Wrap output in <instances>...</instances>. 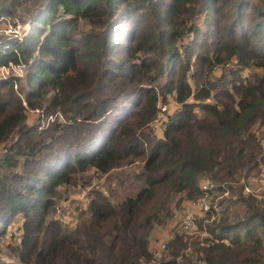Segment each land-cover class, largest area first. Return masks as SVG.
Wrapping results in <instances>:
<instances>
[{
  "label": "trees",
  "instance_id": "obj_1",
  "mask_svg": "<svg viewBox=\"0 0 264 264\" xmlns=\"http://www.w3.org/2000/svg\"><path fill=\"white\" fill-rule=\"evenodd\" d=\"M5 16L34 32L0 36V67L27 69L0 79V242L23 220L0 264H264V200L238 181L264 163V0H0ZM168 96L181 109L159 139L151 125ZM36 110L56 121L30 127ZM91 171H121L118 191L93 190L70 229L55 200ZM201 179L211 197L233 190L243 216L212 205L205 236L174 233L156 261L155 230L178 195L204 196Z\"/></svg>",
  "mask_w": 264,
  "mask_h": 264
},
{
  "label": "rangeland",
  "instance_id": "obj_2",
  "mask_svg": "<svg viewBox=\"0 0 264 264\" xmlns=\"http://www.w3.org/2000/svg\"><path fill=\"white\" fill-rule=\"evenodd\" d=\"M15 23V25H14ZM29 25V24H28ZM28 25H23L21 22L16 18L13 20L11 17L5 16L0 19V36L6 37V41L9 40V38H17L19 40H23L26 38L30 33L34 32L33 27ZM13 33V34H12ZM15 66V65H14ZM9 67V68H6ZM0 67V79L7 80L11 78H15L14 76L20 75L19 78L22 80L26 76L27 69L26 66L20 68H13V65L9 64L8 66ZM255 69H250L245 72H243L242 77L246 79L248 76H250ZM260 71V70H255ZM194 72V66L192 70L190 71L188 77L193 75ZM223 73L222 69H219L215 72L216 77H221ZM16 90H18V86L15 87ZM193 103V101H192ZM160 112L159 117L157 121H155L151 125V131L157 138H164L165 133V127L166 123L169 120L170 116L175 115L176 111H179L181 109V106L175 101V99L172 96H168L167 102H160L159 104ZM199 111V110H196ZM200 113V111H199ZM201 115V113H200ZM28 117V125L30 127H36V125H39V130L43 127H47L50 124H53L54 121H56V115L47 117L43 110H36L34 111H28L27 113ZM65 120L61 116V122H64ZM66 123V122H64ZM255 133L257 134L258 140L262 142V145L264 146V128L256 126ZM12 144V143H10ZM9 145H4L2 148H0V158L6 154L7 149ZM137 166H133L131 168H128L125 172L127 174H131L133 171H135ZM260 174L257 176L249 177L248 179L245 177V175L240 176L238 179L239 183L241 185L245 186L244 195L248 196L249 194H252L256 196L258 199L264 200V163H261L260 166ZM95 171H91L88 175V183L82 184L79 183L76 187H73L72 189L64 188L61 189L62 192H67L66 197L59 193V196H57L55 200V209H54V220H57L59 222H62V224L68 226L70 229H74L79 224V218L81 215H83L84 212H86L89 208V200L91 193L93 190L101 189L104 192L107 193L109 190V186L113 189H117L119 187V181L121 178H118V174L122 173L121 171H115L111 173L110 175L105 177H100L99 175H96L94 173ZM203 180L207 179H201L200 183L203 186L205 183L211 184L208 180V182H202ZM214 185H212L211 191H213ZM217 195V194H216ZM215 196V195H214ZM236 195L233 190L228 191L225 194H218L216 197H211V194L208 197L203 196L202 198L196 200V202L192 201H184L182 200V196L178 195L175 200V204L173 207L174 209V216L170 223H168L165 226L158 227L154 234L153 239L151 241L150 247L152 250V247H158L162 242L171 241L173 238L172 236L174 233H177L180 231V233H184L186 236L190 238H197L198 235L205 236L203 232H200V221H202L204 218H206V214L211 211L212 205L215 204V210L218 211L219 218L222 217H229L231 220H237L241 218L245 212V208L235 199ZM181 204V205H180ZM180 205V206H179ZM14 224L11 225L9 234L7 235V239H4V241L0 242V260L4 261L7 260L10 263L13 262L12 258H10L9 249L8 247L13 243L17 242L18 238L21 236L22 233V226H23V220L16 219L13 221ZM189 223V228L186 229L185 223ZM210 223H213L211 220ZM206 222L204 223V225ZM171 225V227H170ZM166 234V236H164ZM14 235V236H13ZM168 248V247H167ZM156 249V248H155ZM154 249V250H155ZM167 250V249H166ZM164 254V253H163ZM162 260V259H161ZM160 260V261H161ZM159 261V262H160Z\"/></svg>",
  "mask_w": 264,
  "mask_h": 264
},
{
  "label": "built area",
  "instance_id": "obj_3",
  "mask_svg": "<svg viewBox=\"0 0 264 264\" xmlns=\"http://www.w3.org/2000/svg\"><path fill=\"white\" fill-rule=\"evenodd\" d=\"M29 26L30 25H28V27ZM11 65H13V64H11ZM14 67L22 69V67H24V65H15V66L13 65V68ZM6 68H9V67H6ZM14 77L18 78V77H20V75L18 74L17 76L15 75ZM202 182L205 183V182H208V181L207 180H203ZM201 188L203 190L204 196L208 197L210 195V192H211V189H212V185L205 183L203 186L201 185ZM183 226H185V228L188 229L190 225H189L188 222H186L185 225H183ZM167 247H168V241L162 242L158 247H155V246L152 247V250H151V247H150V252H151L152 255H154L156 261H160L162 259L163 255H164L163 253L166 251Z\"/></svg>",
  "mask_w": 264,
  "mask_h": 264
},
{
  "label": "crops",
  "instance_id": "obj_4",
  "mask_svg": "<svg viewBox=\"0 0 264 264\" xmlns=\"http://www.w3.org/2000/svg\"><path fill=\"white\" fill-rule=\"evenodd\" d=\"M171 224V223H170ZM170 227H171V225H170ZM164 236H166V234L164 235ZM167 237V236H166Z\"/></svg>",
  "mask_w": 264,
  "mask_h": 264
}]
</instances>
